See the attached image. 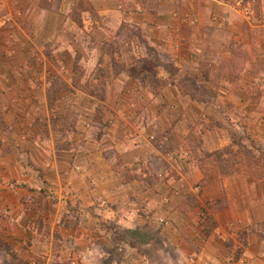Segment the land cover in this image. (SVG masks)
<instances>
[{
	"label": "crops",
	"instance_id": "crops-1",
	"mask_svg": "<svg viewBox=\"0 0 264 264\" xmlns=\"http://www.w3.org/2000/svg\"><path fill=\"white\" fill-rule=\"evenodd\" d=\"M180 1L155 0L161 6L151 12L144 0H0L1 10L13 15L11 22H0V107L7 109V105H15L16 91L26 101L31 100V94L23 91L31 93L36 87L40 91L36 96L40 98L38 102L46 101L47 83L31 79L30 73L46 71L45 47L49 40H54L57 46L52 53L54 58L63 56L62 49L67 54L71 50L72 66L58 62L72 71L74 55L78 52L74 46L77 48L82 31L86 32L82 48L86 47V56L92 60L94 26L108 33V27L103 25H107L108 18L122 22L137 17L144 23L147 16L143 12L161 14L171 23L179 18L172 13ZM182 1H187L186 8L199 15L197 7L208 8L205 13L210 15L209 11L218 6L209 0ZM82 2L87 7H81ZM139 8L144 11L138 12ZM98 15L103 19H98ZM202 24L201 19L199 26ZM217 30L211 37L205 31L202 39L206 41L197 47L198 51H209V57L212 55L213 50L207 43L214 42L213 39L219 41L221 34ZM170 58H175V54L171 53ZM221 83L227 91L215 97L216 106H199L200 115L206 120H211L207 114L214 118L219 109L224 115V103L242 102L240 96L228 90L233 84L226 77ZM111 100L116 103L117 98ZM14 109L15 106L5 113L12 132L2 131L0 139V219L4 218L5 226L0 224V234L17 242L15 248L27 250L30 264H264V194L259 191L257 198L254 191L257 183L239 172L223 175L219 166L208 169L190 156L189 161H181L183 171L179 175H174L166 164L157 172L151 158L153 153L162 151L149 138L159 130L153 115L149 114L148 120L136 124L129 132L120 127L125 126L127 118L110 122L105 130L97 131V138L89 132L90 141H78L68 150H54L55 156L45 160L30 150V140H26L29 132L25 129L16 137L19 149L9 145L11 136L18 135L28 121L24 110L18 113ZM186 109L188 112L189 107ZM115 111L119 115L122 109ZM89 114L94 127V110ZM208 132L214 133V130L196 127L191 134H198L204 141L202 148L209 150L220 148L227 141V136L222 134L216 143L208 142ZM253 136L264 140V132ZM182 146L183 149L191 147V139L183 140ZM29 156L36 160L35 166L29 164ZM170 163L173 165L172 159ZM189 189L203 202L222 200L211 211L216 221L211 230L206 231L198 224L199 214L187 202ZM36 194L42 196L39 201ZM38 213L41 222L37 221ZM109 223L129 230L144 226L157 230L159 225L161 228L158 237L131 244L115 240L117 226L109 227ZM241 247L237 253L236 249ZM117 249H125L121 257ZM152 250L163 259L161 263L153 258Z\"/></svg>",
	"mask_w": 264,
	"mask_h": 264
},
{
	"label": "rangeland",
	"instance_id": "rangeland-1",
	"mask_svg": "<svg viewBox=\"0 0 264 264\" xmlns=\"http://www.w3.org/2000/svg\"><path fill=\"white\" fill-rule=\"evenodd\" d=\"M144 1L148 11L156 12L160 9V2ZM209 1L218 3L217 8L211 9L210 15H207L208 8L197 7L199 15L186 8L187 1L181 0L172 13L179 18L173 19L171 23L159 13L148 15L143 12L147 16L144 23L137 17H129L122 22L120 19L108 18V22L105 21L107 25L103 24L108 27V33L95 26L92 31L95 41L92 60L86 56V32L82 31L77 48L74 46L78 52L74 55L72 71H67L58 62L61 60L64 65L70 66L73 58L71 50L68 49L67 54L66 49H62L63 56L54 58L52 53L57 46H54V40H49L45 47L48 54L45 60L46 71L30 73L31 79L47 83L46 101L38 102L40 98L36 96L40 91L37 87L31 89V93L24 89V94H31V100L28 101L17 91L13 93L17 99L14 100L15 105L9 104L7 109L3 105L0 107V139L2 131L12 132L10 124L5 121V113L13 106L18 113L24 110L28 114V121L18 135L11 136L9 145L19 149L16 137L25 129L26 133L29 132L26 138L30 140L32 149H29L45 160L55 156L54 150H68L78 141H90L89 132L97 138V131L105 130L110 122L112 124L127 118L125 126L120 127L129 132L135 129L136 124L148 120L151 114L159 130L149 138L162 151L153 153L151 158L157 172L166 164L171 167L174 175H179V171H183L181 161H189L188 156L197 158L200 165L208 169L221 163L225 173L233 175L239 172L257 183L254 191L258 198V193L264 194V183H261L264 179V140L253 134L264 132V0ZM142 11L138 9V12ZM190 16L194 18L188 19ZM195 17L198 19L194 20ZM98 19L103 18L98 15ZM201 19L203 24L199 26ZM206 30L210 32V37L215 30L221 34L219 41L213 39L214 42L207 43L213 50L210 57L209 51H198L206 41L202 39ZM191 38L197 41H189ZM171 53L175 54V58H170ZM144 67L147 69L143 70ZM224 67L231 70L225 72ZM223 77L233 84V88L228 87V90L240 96L242 102L224 103V115L219 109V113L215 112V119L212 114H207L211 120H206L200 115L199 106H216L215 97L227 91V87L221 83ZM110 97L117 98L116 103ZM190 99L204 101L205 104L200 105ZM118 108L122 109L119 115L115 111ZM93 110L96 122L94 127L89 114ZM187 116L188 121L184 120ZM196 127L214 130V133L208 132V142L216 143L222 134L227 136V141L220 148L204 149L203 139L198 134H191L192 128ZM188 138L191 139V147L183 149V140ZM28 155H31L30 151ZM28 161L36 165L32 156L28 157ZM189 192L187 202L198 212V224L206 231L211 230L216 225L211 211L218 208L222 200L203 202L196 192L190 189ZM34 196L38 201L42 197L41 194ZM262 199L264 205V196ZM40 215H37V221H40ZM0 224L5 227L3 217ZM108 226H117L115 240L131 244L158 237L161 228L159 225L157 230H151L143 225L142 228L129 230L118 227L116 223H109ZM16 245L17 242L13 243V240L0 234V264H30L27 250L17 249ZM241 250L242 247L237 248L236 252L240 253ZM117 251L121 257L120 253H124L125 249ZM151 252L158 262L163 261L158 258L156 251Z\"/></svg>",
	"mask_w": 264,
	"mask_h": 264
},
{
	"label": "built area",
	"instance_id": "built-area-1",
	"mask_svg": "<svg viewBox=\"0 0 264 264\" xmlns=\"http://www.w3.org/2000/svg\"><path fill=\"white\" fill-rule=\"evenodd\" d=\"M13 15L10 11H2L0 5V22L9 23L12 21Z\"/></svg>",
	"mask_w": 264,
	"mask_h": 264
},
{
	"label": "trees",
	"instance_id": "trees-1",
	"mask_svg": "<svg viewBox=\"0 0 264 264\" xmlns=\"http://www.w3.org/2000/svg\"><path fill=\"white\" fill-rule=\"evenodd\" d=\"M85 3V2H84ZM86 5V4H85ZM84 4H83V2H82V4H81V7L83 6V7H87V5L85 6ZM147 68L146 67H144V69L143 70H146ZM142 71V70H141ZM221 153V152H220ZM219 167H220V170H221V172L223 173V175H229V174H231V173H225V171H224V169H225V167H224V165L223 164H219Z\"/></svg>",
	"mask_w": 264,
	"mask_h": 264
}]
</instances>
